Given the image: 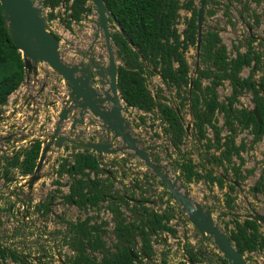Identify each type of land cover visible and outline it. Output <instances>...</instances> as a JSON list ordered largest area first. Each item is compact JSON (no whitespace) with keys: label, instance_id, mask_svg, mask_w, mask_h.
<instances>
[{"label":"trees","instance_id":"16d2710c","mask_svg":"<svg viewBox=\"0 0 264 264\" xmlns=\"http://www.w3.org/2000/svg\"><path fill=\"white\" fill-rule=\"evenodd\" d=\"M113 14L119 28L110 19V37L115 47V53L120 63L117 66V88L120 98L125 103V109H136L142 114L140 121H145V115L151 114L159 119L163 134L174 148L176 159L172 161L173 169L178 171L181 180L186 184L203 180L209 186L226 189L223 192V213L219 214L224 227L235 248L245 255L256 251L264 252V230L256 221L240 217L236 214L237 187L230 182L235 181L241 187L245 181L240 168L245 162L241 152L246 149V143L241 140L235 144L237 124L241 129L249 128L255 138L264 133L257 132L258 121L254 113L246 107H235L243 90H248L249 82L254 87L253 99L256 114L264 127V64L263 51H257L251 46L253 39L248 38V48L241 52L237 49L236 56L230 57L226 46L217 30L202 31V42L198 52L201 67L191 76V68L185 53L190 47L196 50L197 43V5L195 0H103ZM209 0H205L207 3ZM256 3L259 0H254ZM59 0H43V5L56 7ZM70 2V4H69ZM67 9V25L71 21L77 22L90 7L88 0H65ZM248 9V5H243ZM186 10L189 15L184 17L185 27L178 32L177 23L180 10ZM208 13V11H207ZM258 22V15H254ZM46 18H53L49 13ZM204 18V16H203ZM57 37V36H56ZM254 63V65H253ZM251 68V73L243 77L240 75L244 67ZM261 71L257 79L258 86L253 82V73ZM156 75L167 85L174 88V101H166L163 90L153 94L147 84V78ZM25 79L24 62L18 47L11 41L7 33L0 6V104L15 92ZM207 80V84L203 81ZM228 80L231 94L226 102L219 100L217 87ZM191 82V87H190ZM222 115V125H219V115ZM192 122V139L203 142L207 161L224 166V172L229 171L231 179L228 181L223 175H214L209 170L201 173L196 164L183 151L182 146L189 135L185 131L186 116ZM239 128V129H240ZM210 129L211 135H208ZM41 142L35 141L23 149V157L19 161L18 155L5 157L6 164L2 168L4 175L10 173V168L17 167L22 174L32 173L39 157ZM68 149V147H65ZM201 149L202 147H198ZM212 149L219 150V154L211 153ZM233 157L239 159L234 162ZM71 158V159H70ZM158 168V164H156ZM58 175H68V192L64 195L65 203L74 205L77 210L97 211L103 202H108L107 210L113 215V234L116 242L111 252L106 248L101 238V227L93 222V218H76L75 221H65L67 227L63 242L72 251L67 264H168L165 256L155 261V251L152 241L161 238L165 232L176 235V228L170 223L177 211L172 205H167L160 212L145 205L147 199L138 201L139 208L132 207L135 219L127 221L120 204H128V196L120 194L114 189V175L100 166L94 151H78L73 156L68 154L59 163ZM228 173V172H227ZM133 182H139L134 176ZM59 183V182H58ZM165 189V186L159 182ZM261 183H256L258 192ZM136 188L137 184H135ZM253 191V187H251ZM165 194L170 193L165 189ZM169 201V200H168ZM45 204V203H43ZM110 204V205H109ZM177 207V206H176ZM232 213V214H230ZM155 238L152 239V236ZM135 237L139 238L140 247L133 249ZM132 249V254L130 253ZM188 258L201 263V253L192 247H185ZM100 255V258L96 256ZM226 263V260H219Z\"/></svg>","mask_w":264,"mask_h":264},{"label":"rangeland","instance_id":"374dc122","mask_svg":"<svg viewBox=\"0 0 264 264\" xmlns=\"http://www.w3.org/2000/svg\"><path fill=\"white\" fill-rule=\"evenodd\" d=\"M45 17L49 13H53V18L48 20L46 18L47 24L53 30V32L58 35L61 40L62 50L61 56L62 59L66 62H72L75 58V53L79 52L82 49L87 48V46L93 40V24H91L92 19L95 17V11L92 9L91 4L88 2L90 9L82 14V18L77 21H71L69 25L66 24L68 20L66 9H58L56 7L52 8L51 6L43 5V0H40ZM181 2L185 0H180ZM70 3V2H69ZM195 4L198 6V0H195ZM243 5H248V9H243ZM208 11V13H207ZM264 0H259L256 3L254 0H209L205 3L204 8V18L202 21V31L209 29L217 30L222 43L226 46L228 54L230 57H235L237 49L241 52L246 51L248 46V36H256L260 39L264 38ZM180 17L177 23V29L179 33H182L185 23L184 17L189 15V12L186 10H180ZM258 15V22L255 20V16ZM111 25V23H110ZM248 28H251L250 31ZM101 39V40H100ZM254 49L261 50V44L252 43ZM114 47V46H113ZM115 50V47H114ZM96 53L101 56L102 62L106 63V53L103 44V37L99 35L98 44L95 49ZM75 55V56H74ZM188 64L191 68V76L196 74V65L198 68L201 67V63L196 56V50L194 47H190L185 53ZM117 64L120 63L118 59ZM264 64V57L262 58ZM38 75L33 76L29 75V79L23 82V84L16 90L10 97L9 100L4 104L0 112L6 116L7 122L10 124H15L16 127L22 131L30 130V139H35L41 132L49 134L56 124L57 114L59 111L60 105V95L64 94L65 86L62 78H60L50 67L46 64L40 63L38 66ZM249 72L248 67L244 68L240 75L246 76ZM259 75V72H255V78ZM222 85L217 87V92L219 95V100L226 102L227 97L231 94V86L228 80L223 81ZM204 84H207V80L203 81ZM45 86V90L40 96L39 103L37 106L31 105L26 107L24 105L25 98L28 95H34L41 87ZM147 84L149 90L156 94V92L161 89L163 94L166 96V101L170 104H173L175 93L174 88L167 87L158 76L152 75L147 78ZM108 86H105L107 89ZM56 88V91H55ZM55 92V94H54ZM250 98L251 95L248 91L243 90L240 95H237V101L235 102V107L240 108L241 106L249 108L250 107ZM56 100V105H51V103ZM48 106V107H47ZM37 109L40 112L35 116L34 111ZM47 114V117H46ZM142 114L136 109H124L122 115L125 117L126 121L129 124V131L131 135L137 140V145L144 149L151 161L155 164H158L160 169L174 178L175 174H178L176 169H173L172 161L176 159V153L174 148L170 145L168 138L162 132L163 124L161 121L154 115H145V121H140L139 115ZM219 125H222L223 119L222 115L218 116ZM32 119L36 121L34 126L31 122ZM187 123H190L189 135L185 141V144L182 146L183 151H185L188 157H190L193 162L196 164L197 170L201 173H204L209 170L213 171L214 175H223L226 180L231 179L229 171L224 172V166H221L218 163H213L207 161V156L203 147V142L199 140L192 139L191 134L193 132L192 122L189 115L186 116ZM185 122V124L187 125ZM4 123L0 122V130ZM238 131L236 133L235 144H240L241 140L246 143V149L240 154L244 157L245 162L241 164L240 168L243 171L245 181L242 183V186L237 188V191L234 193L236 197V213L240 217L252 214L251 209H255L259 213L264 214V192H255L251 191V187L255 186L256 183L264 182V133L260 134L258 138H253L254 134L249 128L241 129L237 124ZM240 128V129H239ZM90 132H84L79 141L87 142L88 135L92 136L95 141L102 137L104 132H97L95 129ZM45 130V131H44ZM208 135H211L210 129H208ZM8 145L0 143V173L2 172V165L4 164V158L10 156ZM115 147L120 148L116 154H107L104 155V168L110 174H113L114 179V189H117L120 194L125 193L128 196L129 203L120 204V210L124 212V216L127 221H133L135 219L132 211L134 208H139V202L141 200L147 199L148 203L145 205L149 208L156 209L159 212L164 209L165 206L172 205L176 208L177 214L174 219L171 220V224L176 228L177 233L174 236H171L165 232L162 233V241H152V246L155 251V261H159L161 256H165L168 260V264H182L186 263L185 257L188 258L187 253L185 252V247H192L199 253H210L211 256L208 257L205 264H215L217 261L216 255L221 254L217 246L214 245L212 239L209 236L202 238L197 230L192 226V224L187 220V216L182 212L181 208L178 207V203H175L172 197L165 194V189L160 185V180L155 177L151 170L144 164V162L138 158L131 150L125 148V145L118 140L115 144ZM198 147H202L199 149ZM57 150V149H56ZM219 150L212 149L211 153L219 154ZM70 154L69 146L68 149L62 147L56 153H48L46 162L43 164L40 174L42 177L39 179V186H37V191L34 192L36 196L26 197L29 202L33 199H37L39 204L46 203L47 201H52L54 205V214L60 213L59 220L52 218L51 228L54 229L52 237L48 236L45 239H40L37 233V240L33 238L27 239L29 241V246L24 244L26 248H34L36 246H42L44 249L49 247V251L52 250V247L55 245L61 253L66 255L65 246L63 242V235L65 228L67 227L65 221L71 222L75 221L76 218H85L91 216L93 222L101 227L103 231L101 238L104 241V244L107 249L111 252L114 250L113 244L116 242L115 236L113 234L114 228V219L110 210H107L108 202H103L100 208L95 211L93 208L90 210H77L74 205L65 204L62 202V198L68 192L67 183L69 181L68 175L63 174L58 175L57 168L62 159ZM52 157V158H51ZM71 159V158H70ZM236 164L239 163V159L233 157ZM138 176L139 182L135 183L132 179L133 177ZM59 182V183H58ZM231 182V180H230ZM180 183L186 188L190 197L199 203L202 207H208L211 212L214 220L218 225L223 229L224 225L219 218V214L223 213V192L226 190L219 189L216 186H209L203 180L198 182H193L186 185L184 182ZM140 186V188H136ZM177 188L184 192L185 190L179 185L176 184ZM0 189L8 191V185L0 180ZM9 194V196H10ZM0 195V205H7L8 197ZM53 195V196H52ZM23 201V199H20ZM169 200V201H168ZM38 203V202H37ZM110 205V204H109ZM177 206V207H176ZM59 216V215H58ZM45 222L48 225L50 215H45ZM261 225V224H260ZM37 227V225H35ZM36 230V227H32ZM51 229V230H52ZM262 230L264 226L262 225ZM37 232V231H36ZM30 231L29 236L32 235ZM155 238V235L152 236V239ZM56 239V243H54ZM19 245L18 247H20ZM140 247V241L138 237H135V244L133 249L138 251ZM100 258L99 254H96ZM248 262L250 264H262L264 263V252L256 251L250 254H247ZM144 264V263H142ZM151 264V263H149ZM203 264V263H200Z\"/></svg>","mask_w":264,"mask_h":264},{"label":"water","instance_id":"95a60500","mask_svg":"<svg viewBox=\"0 0 264 264\" xmlns=\"http://www.w3.org/2000/svg\"><path fill=\"white\" fill-rule=\"evenodd\" d=\"M64 5L65 0H60ZM96 14L95 27L93 26V40L87 48L76 52L72 62L62 59L61 40L55 37L39 3L40 0H0L3 20L9 38L18 47L24 62L25 79L29 75H38L40 63L46 64L56 74L61 76L65 92L60 97V110L54 129L49 134L40 135L31 139L30 143L42 140L41 150L33 173L30 175L28 187L40 177V171L47 159L48 152L59 151L65 145L69 146L70 155L78 151H94L100 166H104V155L116 154L120 148L115 144L120 140L125 148L131 150L151 170L165 189L170 193L175 203L187 216V220L197 230L202 238L209 236L221 254L217 257L226 260V263L215 264H250L245 256L240 253L228 235L218 225L208 207H202L189 196L186 188L180 183L181 177L175 174L174 178L164 173L151 161L148 153L137 145V140L129 131V124L122 115L125 103L120 98L117 88V58L110 37V19L119 28L113 14L109 11L103 0H88ZM197 7V43L196 56L202 42V21L205 8V0H198ZM99 32H98V30ZM99 35L103 37V44L107 62L103 63L101 56L96 53ZM196 65L195 70L197 71ZM105 86H108L105 89ZM191 87V82H190ZM44 84L41 85L35 95H29L24 105L27 107L44 91ZM56 90V89H55ZM9 100L6 98L5 102ZM4 102V103H5ZM56 102V101H55ZM123 102V105L121 104ZM252 102V101H251ZM1 103L0 106L4 105ZM256 117V108L252 109ZM260 125V120L258 119ZM191 124L187 123L185 131L189 133ZM87 127H94L97 132H104L97 141L88 135L87 142L79 141ZM260 131H258L259 133ZM11 136L2 137L0 141L11 140ZM23 136L20 140H24ZM231 182L239 187L235 181ZM176 184H179L185 191H180ZM260 189L264 192V186ZM253 191L256 187L253 186ZM251 213L244 217L252 219L264 226V214L251 209ZM232 214V213H230ZM239 215V214H233ZM132 254V249H130ZM186 264H197L185 257ZM264 264V263H262Z\"/></svg>","mask_w":264,"mask_h":264},{"label":"flooded vegetation","instance_id":"af4514ba","mask_svg":"<svg viewBox=\"0 0 264 264\" xmlns=\"http://www.w3.org/2000/svg\"><path fill=\"white\" fill-rule=\"evenodd\" d=\"M63 6L66 9V3ZM250 29L251 28H248L249 31ZM248 37L254 39L255 43L260 42V44L264 46V38L260 39L259 37H256L254 35ZM74 58L77 57L75 56ZM250 69L251 68H249V72H247L248 75L251 73ZM253 75L254 78L252 77L253 78L252 80L256 84V86L259 87L257 83L258 82L257 79L259 78L260 75L257 76V79L255 78V73H253ZM261 75H263V73H261ZM59 77L61 78V76ZM253 90L254 87L252 85V82H249L247 91L251 95V98L249 100L251 105L247 109L251 113H253L252 108L254 107ZM35 116H37V113L35 114ZM256 119L258 121L259 118L256 117ZM249 129L250 130L253 129L252 123H249ZM262 130H264V127L262 124V120H260V125L258 124L257 132ZM253 138L255 139V136ZM23 149L14 152L11 156L18 155L20 161L23 157V152H22ZM10 170L11 171L9 173V176L11 179L14 180L15 183L21 181V178H19V176L23 177L28 175V174H22L17 167L10 168ZM261 185L264 186V182L261 183ZM32 189L29 194L20 195L19 193H11L10 196L8 192L0 194V195L5 194L3 196H9L7 198L8 199L7 205H0V264H67L68 258L72 256V251L65 244L64 246L66 248L63 252H65L66 255L63 254L62 256L60 255L61 253H59V251L56 250L58 248L55 245L52 247L51 251H49V247L47 249H44L40 245L34 248L28 247L26 249L23 246L24 244H26V242H27L26 245L29 246L28 245L29 241H27V239L30 238L37 240L39 237L40 238L38 239L39 241L41 239L47 238L48 236L50 237L54 236L52 233L55 230L53 229L51 230L47 228V224L45 222V218H46L45 215H50L51 218L49 219V221L50 220L52 221V218H54L55 216L58 220L60 218V213L58 214L59 216L57 214H54L55 204L51 200L47 201L45 204L43 203L39 204V201H37V199H33L31 202L27 200L26 197L28 196L31 198L32 197L34 198V196H36L34 193L36 191H33ZM20 199H23V201H21ZM62 202L65 203L64 196L62 198ZM35 225H37V227ZM30 226L34 228L36 227V230L31 228ZM30 231H32L33 233L30 237H28ZM65 232L66 231H64V233ZM37 233H38V237H37ZM56 241L57 240L54 239V243H56ZM19 245L21 246L18 247ZM210 256H211L210 253H206L205 251H203V254H200L199 257L202 259V262H206V260ZM220 259L221 258L217 257V261H219ZM186 263L184 262L182 264H186ZM218 263L221 262L219 261Z\"/></svg>","mask_w":264,"mask_h":264},{"label":"built area","instance_id":"2783aa9c","mask_svg":"<svg viewBox=\"0 0 264 264\" xmlns=\"http://www.w3.org/2000/svg\"><path fill=\"white\" fill-rule=\"evenodd\" d=\"M58 9H62L61 1L58 2V5L56 7V11ZM0 122L4 123L2 126V130H0V138L7 137V136L12 137L11 140L0 141V143L6 144L9 146L7 150H9L10 155H12L14 152H16L22 148H25L30 143V140H29L30 139V136H29L30 130L29 129L26 131H22L21 129L16 127L15 124L12 125V124L8 123L6 116L3 115L1 112H0ZM21 136H23L25 139L20 140ZM41 145H42V143H41ZM57 151L58 150H55L53 153H56ZM48 153H52V152H48ZM19 178H21V181L18 183H15L13 179L8 178V176H4V175H2V173H0V180L8 185V188H9L8 190H10L12 193H19L20 195L21 194H29L31 192L32 188H33L32 189L33 191H37V186H39L38 184L40 181L39 179L32 185L31 188H29L28 182L30 179V175L28 174V175L23 176V177L19 176ZM7 192L8 191H5L4 189L3 190L0 189V194L1 193H7ZM50 224H51V220L49 221V224L47 225L48 229H52Z\"/></svg>","mask_w":264,"mask_h":264},{"label":"clouds","instance_id":"9594fccd","mask_svg":"<svg viewBox=\"0 0 264 264\" xmlns=\"http://www.w3.org/2000/svg\"><path fill=\"white\" fill-rule=\"evenodd\" d=\"M59 1H60V0H59ZM61 4H62V3H61ZM64 4H65V2H64ZM89 4H90V3H89ZM57 5H58V4H57ZM62 6H63V4H62ZM90 6H91V5H90ZM51 30H52V29H51ZM52 32H53V30H52ZM53 33H54V32H53ZM56 36H57V37H56ZM55 37L59 39L58 35H56V34H55ZM248 38H249V37H248ZM252 43H254V39H253V41L251 42V44H252ZM247 48H248V46H247ZM253 48H254V47H253ZM261 48H262V45H261ZM246 50H247V49H246ZM257 51H263V48H262L261 50H258V49H257ZM262 57H264V55H263ZM116 58H117V57H116ZM198 60H199V59H198ZM262 63H263V62H262ZM197 66H198V65H197ZM245 67H246V66H245ZM245 67H244V68H245ZM244 68H243V69H244ZM246 68H247V67H246ZM248 69H249V67H248ZM197 70H198V69H197ZM256 72H259V75H261V73H262L261 71H256ZM246 76H248V74H246ZM246 76H243V77H246ZM257 76H258V75H257ZM253 78H254V75H253ZM256 79H257V77H256ZM23 82H24V81H23ZM22 84H23V83H22ZM22 84H21V85H22ZM55 89H56V88H55ZM17 90H18V89H17ZM38 90H39V89H38ZM44 90H45V89H44ZM55 91H56V90H55ZM246 91H247V90H246ZM13 93H14V92H13ZM13 93H12V94H13ZM36 93H37V92H36ZM12 94H10L8 97H10ZM41 94H42V93H41ZM41 94L39 95V97H37V98L34 100V102L36 101V103H31V104L28 105L27 107H30L31 105H33V106H37L38 104H40V105L42 106V104L39 103V101H38V100H40V96H41ZM54 94H55V92H54ZM58 94L60 95V97H61V95H63V94H61V92H59ZM34 95H35V94H34ZM28 96H29V95H28ZM26 98H27V97H26ZM26 98H25V99H26ZM55 101H56V100H54V101L51 103V105L54 104V105L57 106V102H58V101H56V102H55ZM59 102H60V101H59ZM4 104H6V102H5ZM2 106H3V105H2ZM2 106H0V109H1ZM124 106H125V105H124ZM47 107H48V106H47ZM60 107H61V104L59 105V110H60ZM253 108H254V107H253ZM253 108H252V109H253ZM38 112H39V109H37L36 111H34L35 114L38 113ZM58 113H59V111H58ZM57 115H58V114H57ZM34 117H36V116H34ZM46 117H47V114H46ZM56 121H57V119H56ZM31 122L33 123L34 126L36 125V121H35L34 119H32ZM34 122H35V123H34ZM90 128H93V127H90ZM90 128L87 127V128H86L87 130L84 131V132H90ZM91 130L94 131L93 129H91ZM44 131H45V130H44ZM41 133H43V134L45 135L44 132H41ZM259 134H260V133H259ZM39 135H40V134H39ZM39 135H38V136H39ZM29 136L31 137L30 134H29ZM29 140L31 141V139H29ZM38 141H40V140H38ZM40 142L42 143V140H41ZM30 144H31V143H29L26 147H28ZM65 147H68V146L65 145L64 148H65ZM22 149H23V148H22ZM40 149H41V148H40ZM10 156H11V155H10ZM37 161H38V160H37ZM36 163H37V162H36ZM5 164H6V162L4 161V164L2 165L1 168H3V166H4ZM34 169H35V168H34ZM33 171H34V170H33ZM40 172H41V171H40ZM1 173H2V172H1ZM32 173H33V172H32ZM32 173H28V174L31 175ZM2 175H4V174L2 173ZM4 176H8V178H10L9 174H6V175H4ZM41 177H42V175H41ZM41 177H40V178H41ZM40 178H39V179H40ZM35 182H36V181H35ZM35 182H34V183H35ZM67 187H68V186H67ZM239 187H240V186H239ZM239 187H237V188H239ZM261 192H262V191H261ZM254 210H255V209H254ZM236 214H238V213H236ZM238 216H240V215H238ZM244 218H246V217H244ZM201 254H203V253H201ZM244 256H245V255H244ZM216 257H217V255H216ZM245 258H246V257H245ZM246 260H247V259H246ZM195 263H197V262H195ZM201 263L205 264V262H201ZM197 264H200V263H197Z\"/></svg>","mask_w":264,"mask_h":264},{"label":"bare ground","instance_id":"6f19581e","mask_svg":"<svg viewBox=\"0 0 264 264\" xmlns=\"http://www.w3.org/2000/svg\"><path fill=\"white\" fill-rule=\"evenodd\" d=\"M94 10V9H93ZM96 21V15H95V17H94V19H92V21H91V24H93V26L95 27V22ZM97 29V28H96ZM98 30V29H97ZM98 32H99V30H98ZM100 33V32H99ZM101 40V39H100ZM121 104L123 105V102H121Z\"/></svg>","mask_w":264,"mask_h":264},{"label":"crops","instance_id":"0c3cea01","mask_svg":"<svg viewBox=\"0 0 264 264\" xmlns=\"http://www.w3.org/2000/svg\"><path fill=\"white\" fill-rule=\"evenodd\" d=\"M35 103H36V101H35ZM39 112H40V110H39ZM35 123V122H34ZM94 128V127H93ZM96 129V128H95Z\"/></svg>","mask_w":264,"mask_h":264}]
</instances>
